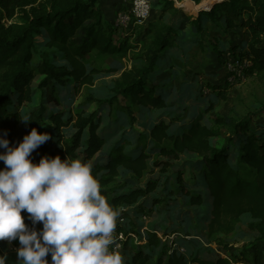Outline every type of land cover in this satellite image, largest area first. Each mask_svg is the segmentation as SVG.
<instances>
[{
	"label": "trees",
	"instance_id": "obj_1",
	"mask_svg": "<svg viewBox=\"0 0 264 264\" xmlns=\"http://www.w3.org/2000/svg\"><path fill=\"white\" fill-rule=\"evenodd\" d=\"M101 1L50 0L49 4L35 6L38 0H0V135L7 133L6 138L13 144L20 125L26 134L32 128L39 130L45 127L43 132L50 133L53 139L33 152L34 161L40 160L44 155L54 157L52 147L61 144L63 147L60 153L64 156L62 159L70 155L74 159L90 161L93 174L98 178L102 194L108 202L122 214L126 208L134 209L133 213L135 210L140 213V219L139 213H135V218L132 216L134 219H130L129 215L123 224L117 220L116 232L125 236L120 252L123 257L127 255V258H131L130 264H244L229 257L204 259L199 253L195 254L197 249L192 252L189 246L195 244L193 242L183 248L179 246L183 241L165 242V234L160 236L161 232L155 224L149 223L148 217L157 205L163 203L156 197L163 177L150 179L145 187H136L135 183L144 179L152 169L166 173L182 155L196 154L200 160L195 164L194 170L200 169V174L193 171L191 177H187L182 171L170 176L176 193L188 198V206H195L201 211V220L212 235L225 229L230 222H238L249 215L256 221L252 227L260 233L263 242L264 139L253 132L251 121L217 117L212 120L217 126L215 128L193 120L181 126L180 131L173 132L172 123L176 114L163 113L148 128V136H143L146 142L156 146L158 156L165 159H157L151 163L152 157L146 144L140 151L129 152L128 143L124 142L106 152V139L99 132L101 117L98 111L89 116H85L82 111L78 112L74 121L72 118L65 120L63 112L56 110L61 106L60 87L71 81H75L79 87L93 86L94 77L101 73L97 66L99 61L106 57L122 60L132 49L127 38L123 42H115L114 35L121 28L106 20L103 10L98 7ZM193 1L200 3L204 0ZM14 4L20 8L31 7L30 12L23 10L22 23L5 28L1 23L5 18L4 13L7 17H13L16 9ZM153 10L161 13L157 20L147 24L144 31V36L153 43L152 48L146 54L133 55L132 68L123 72L122 81L118 82L114 93L124 97L127 102H132L134 106L156 112L168 108L167 102L160 95L167 86L155 88L150 84V79L156 68L161 71L169 64L178 66L177 62L183 60L177 52L188 50L190 45L182 42L179 36L181 25L179 26L178 10L173 0H153ZM170 11H173V15ZM210 22L226 30L238 29L248 39L241 46L229 43V48L224 53L215 47L223 65H229V59H232L233 67L239 69L240 77L264 72V0H225L211 11L200 12L192 20V31L203 34L206 24ZM132 28L134 33L137 26ZM39 46L53 49L52 57L64 64H54L46 56L48 52L40 54ZM37 55L42 59L37 65H33ZM90 63H93L91 68ZM116 71L107 69L106 72ZM230 75L239 79L237 74ZM34 87L40 89L46 102L55 110L47 111L40 107L30 112L28 118L31 121L24 123L20 109L24 104L33 103ZM228 87L227 84L209 86L211 92L222 99H227ZM116 97L109 101L98 99L89 103L96 102L101 106L116 101ZM213 109L210 106L207 111ZM124 111V115L134 118L133 106L129 105ZM261 118L264 119V107L252 116V121ZM49 122L51 124L46 125ZM69 128L75 129L76 133L66 140L62 131ZM222 128L229 130L228 136L222 134ZM213 138L217 139L215 145L211 143ZM231 149L237 150L235 160L231 158ZM122 173L132 174L134 177L126 179L123 185L117 187L115 185ZM249 175L251 178H248ZM191 188L207 191L208 197L202 192L196 194ZM177 219H181L180 212ZM27 223L31 226L30 221ZM35 227L37 228L36 225ZM135 238L139 239L137 243ZM186 238L187 235L184 240ZM14 243V248L17 249ZM161 248L162 253L152 262L153 254L148 251ZM246 264H264V255L256 252Z\"/></svg>",
	"mask_w": 264,
	"mask_h": 264
},
{
	"label": "rangeland",
	"instance_id": "obj_2",
	"mask_svg": "<svg viewBox=\"0 0 264 264\" xmlns=\"http://www.w3.org/2000/svg\"><path fill=\"white\" fill-rule=\"evenodd\" d=\"M175 7L178 10L179 16V36L182 42L188 43L190 46L188 50L177 52L182 62H177L178 66L173 67L169 64L166 68L158 71L156 68L154 75L150 79V84L155 88H161V86H167L160 93L162 98L168 104V108L156 112H152L147 108L137 107L132 105V102H127L124 97L116 95L114 93L117 84L121 80L122 74L125 71H129L133 65V55L140 53H147L152 48V41L144 36V31L148 25L137 26L134 33H132L133 26L124 28L120 26L118 33L114 35L116 43L123 42L126 38L128 43L132 45V49L129 51L128 56L122 60L118 58L106 57L102 61L97 63L101 73L94 77V85H86L79 87L75 81L67 83L63 87H60V109H56L63 112L64 119L72 118L74 121L77 119L78 112H84L85 116H89L95 111H98L101 117L100 134L106 139L105 151L109 152L114 146L119 143H128L127 150L129 152L140 151L146 144L147 151L151 154L152 161L165 160L158 156V151L155 149L154 144L148 143L143 139V136H148V128H150L157 116H163V113L176 114L172 131L178 132L181 130V126L191 123L193 120L199 121L201 124H206L209 127L214 126L212 120L217 117H232L234 120H249L251 121V127L253 132L264 139V119H256L252 121V116L264 107V72L256 74L250 77H240L239 69L233 67V60H230L229 65H223L221 57L215 51V47H218L222 52L228 50L229 43L233 42L238 46L247 42L246 35L238 30H226L219 26L213 25L211 22L206 24V31L203 34H197L192 31V20L197 18L202 11H211L216 5L223 3L225 0H204L197 3L193 0H173ZM189 1L193 7L189 6ZM119 0H102L98 7L103 10L106 20L110 21L112 25L117 26V19L120 12H123L119 5ZM49 4L50 0H38L39 4ZM186 5L184 9L183 6ZM16 7L15 15L13 17H7L2 20V24L5 28L12 27L15 24L22 23L23 10L30 12L31 7L20 8ZM191 9V10H190ZM159 10H153L151 19L149 21H155L158 19ZM173 15V11H170ZM183 22V23H182ZM148 23V24H149ZM182 23V24H181ZM222 26V25H221ZM144 36V37H143ZM184 49V48H183ZM53 49H48L44 46H39L40 54L48 52L46 56L52 59L54 64L62 65L63 61L52 57ZM39 55L36 56L33 65H37L41 61ZM93 66L90 63L89 68ZM107 69L117 70L114 73L106 72ZM237 74L239 79H235L230 74ZM229 85L227 88V99H222L215 93L211 92L209 86H224ZM167 88V89H166ZM34 101L33 103L24 104L20 109L23 117H28L30 112L38 110L40 107H44L47 111L55 110L46 102L40 89L34 87L33 89ZM117 96V100L112 103H105L98 106L96 102L89 103L93 100H106L109 101ZM133 106L134 118L130 119L124 115V110H127L128 106ZM210 106H213L212 111H207ZM13 110V108H11ZM155 113V114H153ZM51 124L50 122L46 125ZM45 127L39 129L43 132ZM64 139H69L76 133L73 128L64 129ZM229 130L222 128V134L228 136ZM26 134L25 129L20 125L18 128V135L12 145H17L22 141ZM53 139V137H52ZM146 142V143H145ZM216 138L211 139V143L215 145ZM49 147V146H48ZM5 149L0 148V152ZM54 155L62 154L61 145H55L52 147ZM231 158L235 160L237 158V150L231 149ZM200 157L193 153L184 154L180 157V160L174 161L173 167L166 173L159 172L152 169L147 173L146 177L135 183L136 187H145L150 179L162 176L161 186L157 189L156 197L161 199L163 203L157 205L154 211L148 216L150 218L149 223L155 224L160 236H163V240L167 243L175 242L179 243L180 248L191 247L192 252L208 260H215L219 256L229 257L233 260L242 261L246 264L250 261L256 252H261L264 255V241L262 242L260 233L252 227L255 225L249 215H246L238 222H230L222 231H216L213 235L208 229L205 228L204 222L201 220V211L195 206H188V198L181 193H176L175 188L171 185L170 176L177 172L184 171L187 177H191L194 170V166L198 163ZM36 163L39 160L34 161ZM5 167L4 162L0 161V169ZM197 175V174H196ZM134 176L128 173H122L118 178L117 187L123 185L126 179H132ZM248 178H251L249 175ZM173 184V183H172ZM121 191V189H119ZM196 194L202 192L208 197L207 191H201L199 188H191ZM123 192V191H121ZM174 209L172 210L171 208ZM145 210H148L146 208ZM134 209L126 208V211L120 213L118 220L122 222L125 218L131 215L130 219L135 218V213L139 212ZM149 212V210H148ZM180 212L181 219H177V214ZM26 217L27 213H22ZM134 218H133V217ZM141 218L140 213L138 215ZM38 229L42 228V224L36 225ZM211 234V235H210ZM187 235V240L184 238ZM135 243L139 241L138 238L134 239ZM14 244L19 247V242ZM13 242L9 244L7 240L0 241L1 255H7L8 264H17L18 257L17 252L12 250L14 248ZM160 250H149L148 252L153 254V261L158 258L162 253ZM168 250V249H167ZM132 251V250H131ZM168 252V251H167ZM194 254V255H195ZM168 255V254H167ZM124 256L125 264H130L131 258ZM51 261V254L47 257Z\"/></svg>",
	"mask_w": 264,
	"mask_h": 264
},
{
	"label": "clouds",
	"instance_id": "obj_3",
	"mask_svg": "<svg viewBox=\"0 0 264 264\" xmlns=\"http://www.w3.org/2000/svg\"><path fill=\"white\" fill-rule=\"evenodd\" d=\"M6 136L0 135V241L18 240L17 264H125L114 235L121 214L102 194L92 163L70 155L34 162L33 152L52 138L37 128L18 146ZM7 260L0 255V264Z\"/></svg>",
	"mask_w": 264,
	"mask_h": 264
},
{
	"label": "built area",
	"instance_id": "obj_4",
	"mask_svg": "<svg viewBox=\"0 0 264 264\" xmlns=\"http://www.w3.org/2000/svg\"><path fill=\"white\" fill-rule=\"evenodd\" d=\"M119 5L123 12H120L117 19V26L124 28L132 26L147 25L153 12V0H119ZM117 243L120 245L118 251L122 249L125 240L123 233L115 232ZM12 250L16 251V248Z\"/></svg>",
	"mask_w": 264,
	"mask_h": 264
},
{
	"label": "bare ground",
	"instance_id": "obj_5",
	"mask_svg": "<svg viewBox=\"0 0 264 264\" xmlns=\"http://www.w3.org/2000/svg\"><path fill=\"white\" fill-rule=\"evenodd\" d=\"M188 5L191 6V7H193V5H192V3L190 1H189ZM183 8L185 9L186 8V5H184Z\"/></svg>",
	"mask_w": 264,
	"mask_h": 264
},
{
	"label": "crops",
	"instance_id": "obj_6",
	"mask_svg": "<svg viewBox=\"0 0 264 264\" xmlns=\"http://www.w3.org/2000/svg\"><path fill=\"white\" fill-rule=\"evenodd\" d=\"M118 1V0H117Z\"/></svg>",
	"mask_w": 264,
	"mask_h": 264
}]
</instances>
